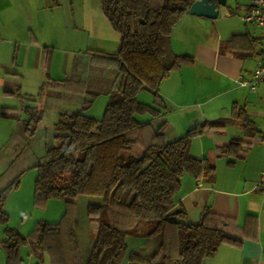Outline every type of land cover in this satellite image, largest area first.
<instances>
[{"label":"trees","instance_id":"obj_1","mask_svg":"<svg viewBox=\"0 0 264 264\" xmlns=\"http://www.w3.org/2000/svg\"><path fill=\"white\" fill-rule=\"evenodd\" d=\"M101 11L120 38L118 52L108 59L118 71L119 83L111 94L102 119L84 114L60 115L54 126L56 144L47 148L36 165L34 203H65L57 224L38 222L24 237L4 229L0 248L6 264H22L21 249L45 255L49 264H83L75 232L76 200L100 197L101 205H87L88 225L94 240L86 264H203L222 245L239 247L241 240L228 233V222L206 210L197 225L187 221L183 208H175L181 179L189 174L213 180L211 159L198 160L190 148L197 137L214 139L215 154L246 157L252 146L264 142L246 110L233 108L230 120L203 122L183 137L169 140L167 107L158 94L167 75L192 64L190 56H175L167 65L166 46L175 26L194 0H99ZM149 92L151 105L138 101ZM27 135H33L41 118L27 110ZM149 116L146 121L139 117ZM156 123H159L156 127ZM229 124L244 131L239 139L216 138ZM0 194V224L6 194ZM142 233V247L128 253L126 239Z\"/></svg>","mask_w":264,"mask_h":264},{"label":"crops","instance_id":"obj_2","mask_svg":"<svg viewBox=\"0 0 264 264\" xmlns=\"http://www.w3.org/2000/svg\"><path fill=\"white\" fill-rule=\"evenodd\" d=\"M37 1L40 0H0V99H24L25 113L29 110L40 118L41 106L54 108L58 113L57 123L60 115L85 109L97 95L106 94L110 99L119 79L117 69L109 65L108 59L118 51L112 54L98 50L100 56L75 55L70 63L68 59L64 62L63 78H52L49 73L52 57L49 58L48 48H42L39 43L38 27L29 22L33 3ZM225 1L216 20L184 15L167 40L168 66L175 56L193 58L192 64L171 71L158 89L168 109L165 115L170 123L168 138L174 135L173 140L203 122L230 120L234 107L246 110L264 138V86L251 89L240 85L251 79L264 60V27L240 20L249 8L248 0ZM25 17L27 22L23 21ZM29 66L46 72L41 81L46 91L38 99L29 93L24 97L12 88L19 85L22 90L25 80L28 83ZM62 104L69 109H62ZM17 114L16 107L7 106L2 107L0 117L12 118ZM243 135L241 126L229 124L216 138L234 140ZM214 149L213 138L202 136L193 140L191 156L198 160L211 159L216 168L215 177L209 180L202 175L196 179L184 174L175 196V208H183L192 225L199 224L204 212L209 210L228 222V233L241 240L239 247L220 246L203 264H264V190L258 187L259 175L264 171V142H256L243 159L217 156ZM93 240L90 237V243ZM144 241L142 233L127 238L128 253L142 247ZM2 251L0 248V264H6ZM26 256V261L22 256V264H35V254ZM124 264H128L127 260Z\"/></svg>","mask_w":264,"mask_h":264},{"label":"rangeland","instance_id":"obj_3","mask_svg":"<svg viewBox=\"0 0 264 264\" xmlns=\"http://www.w3.org/2000/svg\"><path fill=\"white\" fill-rule=\"evenodd\" d=\"M30 14L32 17L29 22L38 27L41 47L48 48L49 58L52 57L49 70L52 78H63L64 62L68 59L70 63L75 55L100 56L98 50L113 54L119 49V35L104 17L99 0H40L33 3V11ZM43 14H47L45 18L42 17ZM23 21L27 22V18ZM165 62L167 64L166 59ZM27 73L28 83L25 80L22 90L19 85H13V90H19L24 97L25 93L32 94L35 99L42 97L46 86L41 87V81L44 80L46 72L29 66ZM93 99L86 105L84 114L100 120L109 98L106 94H100ZM138 101L151 105L153 97L149 92H140ZM26 104V100L17 97L13 100L0 99V112L2 107L7 106L18 109V114L12 118L0 117V194L14 186L17 181L19 183L17 188L7 192L3 204L8 222L6 225L0 224L2 240L5 238L6 227L15 229L20 235L27 237L38 222L57 224L65 212V203L61 200H50L41 207L34 203L36 165L44 160L46 149L56 144L52 128L58 119V113L54 108L41 106V121L36 125L33 135H27L23 130L24 122L30 118L24 111ZM68 107L62 104L61 108L67 110ZM137 118L143 122L148 120L149 116ZM173 138L174 135H171L169 140ZM102 203L100 197L80 196L76 200L75 232L83 264L87 262L92 245L89 239L94 238L88 225L86 207ZM27 254L31 255L29 246L22 248L25 261ZM35 256V264L39 263L38 260L41 264H49L45 255L36 252Z\"/></svg>","mask_w":264,"mask_h":264},{"label":"built area","instance_id":"obj_4","mask_svg":"<svg viewBox=\"0 0 264 264\" xmlns=\"http://www.w3.org/2000/svg\"><path fill=\"white\" fill-rule=\"evenodd\" d=\"M249 8L240 17V20L245 24H254L258 27H264V0H248ZM242 87L254 89L258 86H264V60L253 71L250 80L240 82ZM258 187L264 190V171L258 178Z\"/></svg>","mask_w":264,"mask_h":264},{"label":"water","instance_id":"obj_5","mask_svg":"<svg viewBox=\"0 0 264 264\" xmlns=\"http://www.w3.org/2000/svg\"><path fill=\"white\" fill-rule=\"evenodd\" d=\"M225 0H194L188 9L191 16L216 20L219 16V8L225 6Z\"/></svg>","mask_w":264,"mask_h":264}]
</instances>
